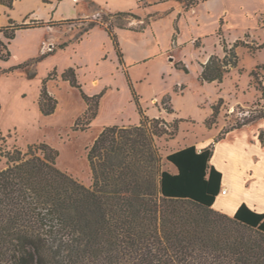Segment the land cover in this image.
<instances>
[{
  "label": "trees",
  "instance_id": "1",
  "mask_svg": "<svg viewBox=\"0 0 264 264\" xmlns=\"http://www.w3.org/2000/svg\"><path fill=\"white\" fill-rule=\"evenodd\" d=\"M17 1L0 0V19L2 8L12 10ZM207 1L156 0L149 6L176 2L188 12ZM109 16L140 19L130 12ZM151 17L146 18L141 32L151 25ZM35 23L38 27L45 24ZM260 26L264 29V20ZM95 27L108 32L123 62L117 34L106 20L92 22L82 36ZM116 27L129 29L122 23ZM29 28L14 26L10 33L6 28L4 36L13 41L17 31ZM243 44L239 40L228 51L224 42L226 56H212L202 65L200 80L221 83L230 68L238 66L235 49ZM0 46L4 48L1 42ZM263 49L264 43L255 51ZM260 69L264 65L257 66L251 76L256 78ZM62 79L81 92L88 104L85 125H90L98 116L103 94L87 96L73 68ZM132 91L141 121L137 126L103 129L87 155L92 173L89 187L58 168L55 149L46 144L31 145L26 151L10 148L0 129V264H264V213L242 204L229 217L212 208L223 178L210 163L214 144L201 152L191 146L167 155L166 162L176 172L165 170L157 141L174 138L178 125L146 116ZM57 105L44 85L39 99L42 114L52 115ZM213 110L216 115V106ZM233 129L220 134L215 142Z\"/></svg>",
  "mask_w": 264,
  "mask_h": 264
},
{
  "label": "rangeland",
  "instance_id": "2",
  "mask_svg": "<svg viewBox=\"0 0 264 264\" xmlns=\"http://www.w3.org/2000/svg\"><path fill=\"white\" fill-rule=\"evenodd\" d=\"M145 1L147 4L137 0H106L101 3L96 0H66L61 4L60 0H24L20 4L16 2L12 10H7V15L15 21L9 20L6 26L0 22V42L4 45V48L0 46V129L10 148L26 151L31 145L46 144L58 151V168L89 187L92 185V173L88 151L106 124L130 127L138 117L141 121L132 90L139 97L146 116L178 125L174 138L166 136L157 141L165 170L173 169L166 162L171 152L184 147H200L215 133L214 141L233 128L261 127L260 138L264 139V70H258L256 78L251 76L257 66L264 65V49L255 51L261 44L255 31L245 36L242 34L243 28L255 26V18L242 19L234 12L229 18L230 23L227 24L224 17L218 20L226 0H216L209 7L201 3L188 12L176 2L149 6L156 0ZM51 4L55 5L52 11H56L53 13L56 20L43 21L45 24L38 27L35 20L43 19ZM30 6L36 15H26ZM210 10L211 14H208ZM3 11L5 9H2L1 16ZM119 12L145 16L136 21L109 16ZM69 15L79 16L58 20ZM149 16H153V36L157 37L163 49L168 46L166 54L146 63L127 64L126 71L120 68L123 62L105 29L95 27L90 35L82 36L92 22L106 20L115 32L117 23L140 29ZM18 25L32 28L17 31L13 41L5 38L6 28L10 33ZM87 35L89 39L76 47L75 52L61 51L34 63L35 59L59 45L65 42L76 45L78 39L84 40ZM239 38L255 52L244 44L239 45L235 49L238 66L230 68L221 83L202 82V64L212 56L223 59L227 54L223 43L230 51ZM130 42L133 43L132 39ZM129 43L125 47L132 59L134 49H129ZM9 45L12 56L11 53L9 55ZM103 53L105 58L108 56L107 61L102 62L105 59L102 57L98 62ZM75 64L85 67L81 70L75 68L84 92L100 88L106 91L100 100L98 116L88 126L84 120L88 104L78 89H72L69 82L62 79L66 68ZM19 65L24 67L14 68ZM108 84L110 87L105 88ZM44 85L58 101L55 112L49 116L43 115L39 106ZM213 106H216V115H213ZM166 109L173 112L168 113Z\"/></svg>",
  "mask_w": 264,
  "mask_h": 264
},
{
  "label": "crops",
  "instance_id": "3",
  "mask_svg": "<svg viewBox=\"0 0 264 264\" xmlns=\"http://www.w3.org/2000/svg\"><path fill=\"white\" fill-rule=\"evenodd\" d=\"M96 1L101 3V2H105L106 0H96ZM17 2H18L17 4H20L23 3L24 0H19ZM65 2L66 0H60L61 4ZM213 3H216V0H208L207 2H204V5L209 7L212 6ZM33 6H30L28 8V10L25 12L26 15L27 14L36 15ZM54 8L55 5L51 4V7L46 9L45 12L46 15L44 16V18L40 19L39 21L49 22L50 20H56L53 16L54 15L53 13H55L56 11L55 12L52 11ZM2 9H5V11H3V15L1 16L0 22L2 26H6L9 20H14V19H12L10 16L7 15V10L9 9L6 8H2ZM234 12L242 19L244 18L247 20L249 17L255 18V26L253 28H246V27L243 28L242 34L245 36L248 35L249 32L255 31L258 34L259 41L261 42V44H263L264 29L260 26V23H261V18L264 17V0H226L225 4H223V7L219 11L217 18L218 20L223 17L226 18L228 24L230 23L229 18L231 19V17H233ZM208 14H211V10L208 11ZM78 16L79 15L63 16V17H59L58 20L64 18L74 19L77 18ZM153 27L154 25L151 24L144 32H141L139 29H132L131 27H129V29H119V28L116 29L115 33L117 34L123 54V65H120L121 66L120 68L126 71L127 64L137 65L141 63H146L151 59L158 57V55L161 56L164 55V53L166 54L168 46L165 49L161 47V44L158 41L157 37L153 36L155 35ZM90 31L92 32V30ZM89 35H87V37L84 40H81L78 44L74 45L75 43H70L69 46H67L65 49H59L52 55H55L65 50H71L75 52L77 49L76 47H78L80 44L84 43L85 41H87V39H89L88 38ZM109 38L110 41L113 43L110 35ZM240 38L239 40H241ZM130 39H132L133 43L131 42L129 43ZM154 39L156 41H154ZM42 41L45 40L42 39ZM147 41H149L151 45H149ZM126 43H129L128 47L130 50L134 49V54L132 56V59H130V54L128 55L127 53V47H125ZM11 45H9V50L12 56L13 52L11 49ZM102 57L104 58L106 57L104 53L100 54L98 62H100V59ZM107 59L108 56L107 58L102 60V62L107 61ZM206 63L207 61H205L202 65ZM77 67L79 68V70L85 68L82 65L78 66L75 64V65H69L66 69H70V68L75 69ZM117 69H119V67H117ZM201 72H202V68L200 69V74ZM98 79L99 81L102 80L101 78ZM80 84L82 86V83ZM178 86L179 85H177V87ZM83 87L84 86H82V89ZM99 87L100 85H98V88ZM106 87H110V84L106 85L105 88ZM102 89L103 88H100L99 90L96 91H89L84 93L89 97H94L100 94H103L104 96L106 91L105 89L104 90ZM139 121L140 118L138 117L137 122H133V126L139 125L140 123ZM106 126L107 127L119 126V124L112 123V124H106ZM120 127H126V126L121 125ZM259 128L261 127L255 128L251 126H245L243 128L233 129L225 136L223 140L217 143L214 141L216 134L215 133L211 135L209 138H206L204 140V143H202L200 147L195 146L197 148V151L201 152L202 150L208 148L211 144H214L215 147L214 154L210 163L213 166H215L216 169L219 170L223 175L221 193L217 197L214 205L212 206L213 210L225 214L229 217H234L238 208L242 204H246L251 210L257 213H264V139L262 140L260 138ZM185 148L187 147L181 149H185ZM178 150H175L173 152H176ZM172 172H176V171L172 169Z\"/></svg>",
  "mask_w": 264,
  "mask_h": 264
},
{
  "label": "built area",
  "instance_id": "4",
  "mask_svg": "<svg viewBox=\"0 0 264 264\" xmlns=\"http://www.w3.org/2000/svg\"><path fill=\"white\" fill-rule=\"evenodd\" d=\"M1 50V49H0Z\"/></svg>",
  "mask_w": 264,
  "mask_h": 264
}]
</instances>
